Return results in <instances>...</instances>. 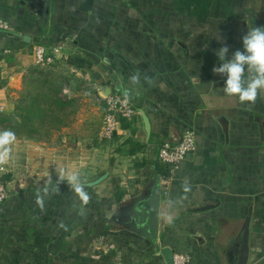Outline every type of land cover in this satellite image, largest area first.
Segmentation results:
<instances>
[{
	"label": "crops",
	"instance_id": "obj_1",
	"mask_svg": "<svg viewBox=\"0 0 264 264\" xmlns=\"http://www.w3.org/2000/svg\"><path fill=\"white\" fill-rule=\"evenodd\" d=\"M0 16L16 30L0 32V113L13 115L27 94L42 68L34 55L40 44L64 46L56 70L67 104L49 135H16L11 156L20 172L0 203V264H166L117 218L145 192L144 176L155 166L134 162H160L162 142H179L187 129L196 133V151L176 169L160 162L167 169L161 189L173 178L163 195L161 245L189 255L188 264H234L233 241L250 217L248 264H264V92L255 105L241 104L224 94L226 77L212 71L221 47L231 57L243 50L249 25L264 26V0H0ZM87 77L98 88L84 96ZM106 88L129 95L139 111L111 140L100 137ZM132 138L146 148L115 152ZM60 168L80 174L90 200L81 202L64 182L41 211L35 193L48 177L55 185ZM105 173L100 184L86 185Z\"/></svg>",
	"mask_w": 264,
	"mask_h": 264
},
{
	"label": "clouds",
	"instance_id": "obj_2",
	"mask_svg": "<svg viewBox=\"0 0 264 264\" xmlns=\"http://www.w3.org/2000/svg\"><path fill=\"white\" fill-rule=\"evenodd\" d=\"M243 50H236L228 57L227 46L217 51L221 63L213 67V73L226 77L223 92L230 98H236L241 104L255 105L259 94L264 92V26H248L247 33L242 37ZM17 136L11 129H0V165L8 162L11 157L12 145ZM2 170V169H0ZM66 182L76 197L87 204L90 196L78 172H68L60 168L57 171L55 185L52 177L35 193V203L43 211L46 199L59 192V185Z\"/></svg>",
	"mask_w": 264,
	"mask_h": 264
},
{
	"label": "built area",
	"instance_id": "obj_3",
	"mask_svg": "<svg viewBox=\"0 0 264 264\" xmlns=\"http://www.w3.org/2000/svg\"><path fill=\"white\" fill-rule=\"evenodd\" d=\"M0 31L3 32H15L16 30L7 19L0 16ZM64 46L60 44H54L50 47L45 45H37L34 48V55L36 62L39 66H50L53 64L64 63L63 61ZM96 84L87 77L85 86L82 87V93L84 96L89 95L97 90ZM67 92V89H64ZM104 118L103 126L101 129L100 137L102 140H111L120 128L119 117H125L128 119H134L139 115L138 109L135 107L133 99L126 94L112 93L105 98V104L103 107ZM197 149L196 133L192 129L184 131L182 139L173 143L169 140H165L159 147L158 159L160 162L176 169L181 161H183L187 155L195 152ZM11 154H13V149ZM17 159L13 156L10 157L7 163L0 165V203L5 202L10 194V178L13 174L19 173ZM173 169V170H174ZM173 178L168 176L161 189L163 195L168 194L169 186ZM111 249H115V244L109 245ZM191 261L189 255L184 253L174 254V264H188Z\"/></svg>",
	"mask_w": 264,
	"mask_h": 264
},
{
	"label": "trees",
	"instance_id": "obj_4",
	"mask_svg": "<svg viewBox=\"0 0 264 264\" xmlns=\"http://www.w3.org/2000/svg\"><path fill=\"white\" fill-rule=\"evenodd\" d=\"M50 46L49 44V47ZM62 64L63 62L58 65L43 66L35 70L33 78L26 84L27 94L18 102L16 112L13 115L0 113V129H11L16 135L43 137L49 135V127H57L63 123V120L58 115V111L63 110L67 104L59 95L62 91V86L58 82L59 78L54 79L51 76L57 73L56 69L62 68ZM1 86L2 79L0 75V87ZM129 120L130 119L122 116L119 117L122 128L130 127L131 123H129ZM145 148V143L132 138L116 147L115 152L132 156L138 154V152H141ZM150 165H155L160 175L167 173V169H164L160 162L156 160L150 161L148 159H143L134 162L135 168L143 169ZM149 179L150 178H148L146 182ZM125 194L126 192L120 190L116 194V197L122 199Z\"/></svg>",
	"mask_w": 264,
	"mask_h": 264
},
{
	"label": "water",
	"instance_id": "obj_5",
	"mask_svg": "<svg viewBox=\"0 0 264 264\" xmlns=\"http://www.w3.org/2000/svg\"><path fill=\"white\" fill-rule=\"evenodd\" d=\"M1 32V31H0ZM24 40L30 42V36L25 35ZM111 91L106 88L102 93L107 98ZM142 117L145 130L148 135L151 133L150 119L144 111ZM109 173H105L99 178L86 183L87 186H95L103 182ZM163 194L161 190V176L157 167H153V173L149 183L146 185L145 192L134 199L130 204L121 209V213L117 218L118 222L126 225L132 231L144 236L158 250V255L163 256L166 264H174L175 251L170 246H162L160 243L161 233V209ZM210 207H202L209 209ZM73 221L69 222L58 239L53 244L52 252L57 254L65 240L67 232ZM249 236H250V217H247L239 235L233 241V249L231 254L234 258V264H248L249 261Z\"/></svg>",
	"mask_w": 264,
	"mask_h": 264
},
{
	"label": "rangeland",
	"instance_id": "obj_6",
	"mask_svg": "<svg viewBox=\"0 0 264 264\" xmlns=\"http://www.w3.org/2000/svg\"><path fill=\"white\" fill-rule=\"evenodd\" d=\"M51 74H53V73H51ZM54 79H56V78H62V77H60L57 73H54L53 75H51ZM146 177H148V178H150L151 179V173H149V174H147L146 176H144V178L146 179ZM147 178V179H148ZM150 179L147 181V183H149V181H150Z\"/></svg>",
	"mask_w": 264,
	"mask_h": 264
}]
</instances>
